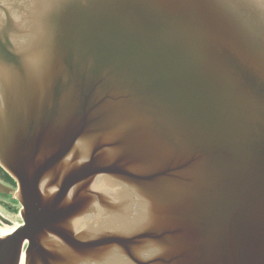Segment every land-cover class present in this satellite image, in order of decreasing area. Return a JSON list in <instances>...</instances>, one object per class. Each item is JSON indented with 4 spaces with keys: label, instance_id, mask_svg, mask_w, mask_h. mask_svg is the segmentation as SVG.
Returning a JSON list of instances; mask_svg holds the SVG:
<instances>
[{
    "label": "water",
    "instance_id": "water-1",
    "mask_svg": "<svg viewBox=\"0 0 264 264\" xmlns=\"http://www.w3.org/2000/svg\"><path fill=\"white\" fill-rule=\"evenodd\" d=\"M0 167V264H264V0H0Z\"/></svg>",
    "mask_w": 264,
    "mask_h": 264
},
{
    "label": "flooded vegetation",
    "instance_id": "flooded-vegetation-1",
    "mask_svg": "<svg viewBox=\"0 0 264 264\" xmlns=\"http://www.w3.org/2000/svg\"><path fill=\"white\" fill-rule=\"evenodd\" d=\"M0 188L9 189L12 192L11 194L8 195L0 193V197L7 200L1 202L2 207L0 209L3 211L6 210L9 214L13 212H17V210L19 211L20 205L13 196V193H15L17 190V184L1 167H0ZM2 220H7V219L0 212V224H2ZM8 222L9 225L12 223L10 220ZM21 223L19 225H21Z\"/></svg>",
    "mask_w": 264,
    "mask_h": 264
},
{
    "label": "rangeland",
    "instance_id": "rangeland-1",
    "mask_svg": "<svg viewBox=\"0 0 264 264\" xmlns=\"http://www.w3.org/2000/svg\"><path fill=\"white\" fill-rule=\"evenodd\" d=\"M2 201H7L6 199L0 197V208L2 207L1 206V202ZM0 212L2 215H4L6 217V219L9 221H11L12 223L10 225H6V226H11L13 227L14 229L22 222L21 220V217H20V213L19 211L17 210V212H13L11 214H9L6 210L3 211L0 209ZM5 224H0V226H4Z\"/></svg>",
    "mask_w": 264,
    "mask_h": 264
},
{
    "label": "bare ground",
    "instance_id": "bare-ground-1",
    "mask_svg": "<svg viewBox=\"0 0 264 264\" xmlns=\"http://www.w3.org/2000/svg\"><path fill=\"white\" fill-rule=\"evenodd\" d=\"M13 227L11 226H0V236H5L10 234L13 231ZM19 264H24V254L21 255L20 263Z\"/></svg>",
    "mask_w": 264,
    "mask_h": 264
}]
</instances>
